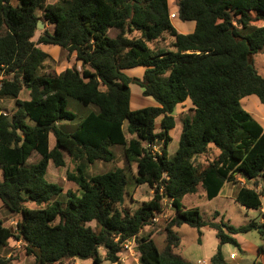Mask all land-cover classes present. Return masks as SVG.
<instances>
[{"label": "trees", "instance_id": "obj_1", "mask_svg": "<svg viewBox=\"0 0 264 264\" xmlns=\"http://www.w3.org/2000/svg\"><path fill=\"white\" fill-rule=\"evenodd\" d=\"M49 1L0 0V99L15 100L11 114L0 100V200L9 214L20 216L16 228L0 220V252L15 240L25 243L36 264H122L125 244L134 240L139 264H193L175 253L180 238L174 228L187 225L197 230L199 243L201 229L214 230L219 245L210 264H227L223 246H238V234H263L264 223L206 221L199 208L188 209L182 200L201 186L211 201L225 185L245 180L253 187L242 186L236 203L248 210L263 207L264 127L242 100L256 96L264 105V76L254 62L264 54V0H56L67 1L66 8L41 10ZM175 19L194 23V31L179 33ZM41 21L53 31L36 41ZM165 37L171 39L167 49L150 47ZM40 45L64 49L82 69L45 72L51 56ZM141 68L136 85L158 106L133 111L128 71ZM24 90L28 100L20 99ZM70 100L95 111L79 118L68 109ZM188 100L191 114L181 122L172 157L174 112ZM77 119L75 128L60 126ZM115 146L129 167L137 165L136 186L154 193L135 209L126 203L125 169L85 172L88 165L115 161ZM35 153L40 160L28 166ZM66 154L76 164L67 180L78 190H68L62 201L64 188L47 176L51 163L67 166ZM165 200L176 216L160 231V244L152 233H142L164 213ZM12 261L19 258L0 264Z\"/></svg>", "mask_w": 264, "mask_h": 264}, {"label": "rangeland", "instance_id": "obj_2", "mask_svg": "<svg viewBox=\"0 0 264 264\" xmlns=\"http://www.w3.org/2000/svg\"><path fill=\"white\" fill-rule=\"evenodd\" d=\"M67 3V1H65ZM66 3H62L56 1V0H50L45 4V7H42L41 10L47 9V7H51L48 5H57L59 8H66ZM42 12V11H41ZM40 12V13H41ZM42 22V21H41ZM43 23V22H42ZM44 24V23H43ZM173 24L176 27V29L183 34L187 29V27H190V23H182L178 19L173 20ZM184 24V25H183ZM44 28H41L38 30V33L35 37V40L37 41L39 36L45 31L49 30L50 32L53 31V27L49 25L44 24ZM182 30V31H181ZM114 34V33H112ZM171 45V39L168 37H165L162 41L160 42H155L151 43L150 47L151 48H156V47H163V48H168ZM41 49H43L46 53H48L51 56V61L46 64L45 66V72H52L54 71L55 73H61L65 69L69 67L76 66L80 68L81 62L77 61L75 59V56L72 55L70 58H68V53L60 48V47H54V46H45V45H40ZM254 62L255 65L261 75L264 76V54H259L254 57ZM82 69V67L80 68ZM142 70V68H141ZM128 73L131 75L134 80H141L142 76H138L134 73V71H128ZM133 84H131V109L133 111L147 108V107H155L156 102L152 98L144 97L143 96V91L142 88L136 85L138 82L134 81ZM0 86H1V77H0ZM29 95V92L27 90H24L22 94L20 95L21 100H27V97ZM256 98V97H255ZM257 99V98H256ZM9 100L11 99H3L1 101V105L5 109V112H8L11 114V112L14 110V107L10 106ZM13 104V103H12ZM262 107V105L260 103ZM243 106L249 109L250 111H254L257 114H261L262 111L260 110L261 107L256 103L254 104L253 101H243ZM191 108L192 105L190 101H187L185 104L179 105L176 110V128L174 131L171 133L172 136V142L169 147V155L174 156L178 146H179V138L182 133V120L184 117L188 116L191 114ZM70 111L79 114V116H82L85 111V107H82L78 102L74 100H70V105L68 108ZM72 125V124H71ZM68 127H72L67 125ZM157 131H159V125L157 126ZM158 151H160V147H156ZM154 149V150H156ZM112 151L116 155V160L110 163H104V162H97L94 165H88L85 172L88 176H94V175H99L103 173H107L110 171H113L115 169H125L126 170V175H127V181H128V187H127V192L128 194L133 193V196L136 199V204H134L131 201L130 195L127 196L126 198V203H128L129 206H131L133 209L139 207L143 202H147V200H151L150 198L153 197V191L151 193V189L147 186L143 187H137L135 186V176H136V170H137V165L136 164H127V161L124 157V152L123 149L120 146H115L112 148ZM67 166L62 169H57L52 163L49 166L48 169V176L47 180L50 183L56 184L64 188V193L61 197L62 201L67 200V191L68 190H73L77 191L78 189L75 188L72 183H70L67 180V173L68 172H74L76 170V164L71 160V157L66 154L65 156ZM40 160V157L38 154H33L32 157L28 160L27 165H35L38 163ZM204 163V160L202 159L201 161ZM246 182L245 180H243ZM251 187L253 186L252 183H248ZM144 188V189H143ZM229 187L224 188V192L217 198L209 201L206 197L201 198L200 196H190L188 197V202L191 201L192 203H195L196 207L200 209L201 216L204 220L206 221H213L215 223H222L225 222L226 224H231L235 227H241L249 224L252 221H257L261 222V220L264 218V214L261 213L260 210L255 211V210H248L238 203H235L233 200L228 197L226 194ZM235 188V191H239V187L236 188L235 185L232 186V189ZM200 194H204L203 188H200ZM164 211H165V219L160 218L159 222H163L161 226H159L160 223H154L155 231L158 234L156 235V238L158 237V241L160 244H162V241L165 238V234L160 235V231L164 232V228L166 226V223L169 222L170 218V212H174V209L169 201L164 202ZM169 211V213H168ZM219 213L220 216H216L215 218V213ZM9 212L6 211V208L3 206L1 200H0V220L5 222L9 221ZM167 219V220H166ZM161 222V223H162ZM91 226L94 228L96 226L95 223L91 224ZM160 230V231H159ZM214 230L211 229H206L204 230L205 236L203 237V241L201 243L198 242L199 239V234L196 229L191 228L189 226L183 227L179 233L181 237V248H180V253L186 257L187 260H189L193 264H197L198 260H206L209 259L210 255H212L217 248L218 245V239L216 237V234L213 232ZM148 234V233H147ZM145 232L142 233L143 235H147ZM160 235V237H159ZM234 238L236 239L238 246L232 245V244H227L224 245L225 251L230 254V252H234L240 261H242L244 264H253L256 260L257 254H258V249L260 247L264 248V233L261 234L258 231H253L249 232L246 234H238L235 235ZM133 253L135 254V258H137V251L134 246H132ZM10 250H7V253H9ZM103 252V251H102ZM125 252H129V250H125ZM15 254H13L14 256ZM12 256V257H13ZM125 259V258H124ZM80 264H88L89 261H83V260H78ZM21 263L22 264H36V260L33 257H28V258H21ZM74 261H70V264H73ZM18 264V263H16ZM103 264H110L109 262H105ZM128 264H133L132 261H130Z\"/></svg>", "mask_w": 264, "mask_h": 264}, {"label": "crops", "instance_id": "obj_3", "mask_svg": "<svg viewBox=\"0 0 264 264\" xmlns=\"http://www.w3.org/2000/svg\"><path fill=\"white\" fill-rule=\"evenodd\" d=\"M172 4H173V0H172ZM190 24H191V26L190 27H187V29L186 30H184L185 32L184 33H186V34H190V33H192L193 31H194V28H195V24L194 23H191L190 22ZM184 25V24H183ZM182 31V30H181ZM179 33H182V32H180V31H178ZM82 66H80V68H81ZM136 75H140V76H142L143 77V73H144V70L142 69H140V70H138L137 72H134ZM143 91V90H142ZM256 96H250V97H247V98H245L244 100H242V105H243V101H253V103L254 104H258L259 105V107H261L260 108V110L262 111V110H264V107H262L261 105H260V100L257 98H255ZM28 98H29V96L27 97V100H28ZM3 99H6V100H8V99H11V98H3ZM3 99H0L1 101L3 100ZM12 101V102H11ZM188 101H190V100H188ZM9 102H11L10 103V106H12V107H15V100H13V99H11V100H9ZM187 102V101H186ZM185 102V103H186ZM13 103V104H12ZM184 103V104H185ZM191 103V102H190ZM180 105H182V104H180ZM192 105V104H191ZM156 106H158L157 104H156ZM179 106V105H178ZM177 106V107H178ZM176 107V108H177ZM244 107V106H243ZM244 109L246 110V111H248L263 127H264V111H262L261 112V114L259 115V114H257V113H255L254 111H250L249 109H247L246 107H244ZM5 110V109H4ZM133 110V109H132ZM91 111H95V109L94 108H85V111H84V114L82 115V116H80L79 118H81V117H84L85 115H87L89 112H91ZM8 112H6V114H7ZM174 116H175V118H177L176 117V114H175V112H174ZM80 121V119H77V121L75 122V123H73L72 125H70V124H63V123H61L60 124V126H67V125H69V126H72V127H74L75 128V126L78 124V122ZM176 122H177V120H176ZM124 129H125V131L127 132V124H125L124 125ZM174 131V130H173ZM173 131H171L170 132V135H171V133L173 132ZM172 137V136H171ZM127 138L128 139H131L132 137L131 136H129V135H127ZM173 140V139H172ZM171 144V143H170ZM54 146V142H51V147H53ZM157 147H160V146H157ZM169 147H170V145H169ZM169 147H168V152H169ZM155 149H156V147H155ZM156 151H158L157 149H156ZM2 179V173L0 172V180ZM242 181V183H240V184H227V185H225L224 186V188L225 187H229L228 189V191H227V195H228V197H230V199L231 200H233L235 203H236V196H237V194H238V192H236L235 191V188L234 189H232V186L233 185H235L236 186V188L237 187H239V190L242 188V186H247V187H249V188H252L250 185H248V183H246V182H244L243 180H241ZM136 186V185H135ZM144 187L146 186V185H143ZM143 186H139V187H143ZM148 187V186H147ZM200 188H202L201 186L199 187V191H198V193L197 194H194V195H186L184 198H183V200H182V202H183V204L185 205V207L186 208H188V209H191V208H197L196 207V205H195V203H192L191 201H189L188 202V197H190V196H200L201 198H204V197H206V194H205V191H204V194H200L201 192H200ZM224 188L222 189V191H221V193H220V195L224 192ZM144 189V188H143ZM204 190V189H203ZM259 190H260V187H259ZM152 189H151V193H152ZM128 193V192H127ZM130 195V198H131V201L134 203V204H136L137 202H136V199H134L135 197L133 196V193H131V194H129ZM219 195V196H220ZM218 196V197H219ZM152 198V197H151ZM150 198V199H151ZM207 198V197H206ZM147 201H149V200H147ZM165 202V201H164ZM200 210V209H199ZM6 211H7V209H6ZM260 211H261V213L262 214H264V198H263V207L260 209ZM168 213H169V211H168ZM9 215V221L8 222H5V225H7L8 227H11V228H16V226H17V223H18V221L20 220V216L19 215H13V214H8ZM170 218H169V220H171L172 218H174L175 216H176V212L174 211H172V212H170ZM220 216V215H219ZM159 217V220H160V218H162V219H165V211H164V213L163 214H161V215H159L158 216ZM264 217V216H263ZM167 220V219H166ZM4 222V221H3ZM162 222V221H161ZM161 222H157V223H160L161 224ZM260 223H264V218L261 220V222ZM162 224H163V222H162ZM185 226H187V225H183V226H181V227H178V228H174V231L177 233V235L179 236L180 235V233H179V231L183 228V227H185ZM155 226L153 225V226H148V227H146L145 228V230H144V232L147 234H153V236L155 237L158 233L157 232H154L155 231V229L156 228H154ZM206 229H210V228H203V229H201V233H202V237H201V241H203V237L205 236V234H204V230H206ZM160 231V230H159ZM215 234H216V232L215 231H213ZM147 234V235H148ZM179 238H180V246L178 247V249H176V251H175V253L176 254H178L179 256H181L182 258H184V259H186V257H184L181 253H180V248H181V246H182V244H181V237L179 236ZM201 243V242H200ZM218 245H219V242H218ZM218 245H217V248H218ZM24 246H25V243L23 242V241H15V240H10V242H9V244H8V246L6 247V248H4L1 252H0V259H5V260H9L12 256H13V254H15L13 257H18L19 258V262H18V264H22L21 263V258H23V257H25V258H28V257H32V256H27L26 255V253L24 252ZM126 246H128V250H129V252H125L124 253V255L122 256V258H121V262H122V264H128L130 261H132L133 262V264H139L138 263V259L137 258H135L136 256H135V254L133 253V251H132V249H133V247L132 246H134V248H136V246H135V242H134V240H132V241H129L128 243H126L125 244V247ZM217 248H216V251H217ZM260 248H262V249H264L263 247H260ZM7 250H10L9 251V253H7ZM103 251V252H102ZM216 251L212 254V255H210V257H209V259H206V260H198L197 262V264H210V260H211V258L214 256V254L216 253ZM222 251H223V253H224V255H225V260H226V262H227V264H244L242 261H240L239 260V258H238V256L234 253V252H230V254L228 255V253L225 251V249H224V247L222 248ZM104 250L103 249H100V253H101V255L103 256L104 255ZM231 254H235L236 255V257H235V259H230V256H231ZM34 258V257H33ZM125 258V259H124ZM36 260V259H35ZM187 260V259H186ZM72 261H74V263L73 264H80L79 262H77V260H71V262ZM187 261H189V260H187ZM190 262V261H189ZM258 262H263L264 263V254H260V251H259V249H258V254H257V257H256V260H255V262L253 263V264H256V263H258ZM17 263V261H12V262H9L8 264H16ZM103 263H105V262H103ZM102 263V264H103ZM54 264H59V263H54ZM64 264H70V261H67V262H65ZM88 264H93V262L92 261H89L88 262Z\"/></svg>", "mask_w": 264, "mask_h": 264}, {"label": "built area", "instance_id": "obj_4", "mask_svg": "<svg viewBox=\"0 0 264 264\" xmlns=\"http://www.w3.org/2000/svg\"><path fill=\"white\" fill-rule=\"evenodd\" d=\"M174 18H176V14H172V15H171V19H174ZM0 88H1V86H0ZM158 216H159V215H158ZM158 216H157L156 218L153 219V222H154V223H157V222L159 221V217H158ZM125 250H128V246L125 247ZM235 257H236L235 254H231L230 259H235Z\"/></svg>", "mask_w": 264, "mask_h": 264}, {"label": "water", "instance_id": "obj_5", "mask_svg": "<svg viewBox=\"0 0 264 264\" xmlns=\"http://www.w3.org/2000/svg\"><path fill=\"white\" fill-rule=\"evenodd\" d=\"M44 27H45V26H44V24H43L42 22H39V23H38V28H39V29L44 28ZM134 81H137V80H134ZM123 203H124V198L121 199V204H123Z\"/></svg>", "mask_w": 264, "mask_h": 264}]
</instances>
